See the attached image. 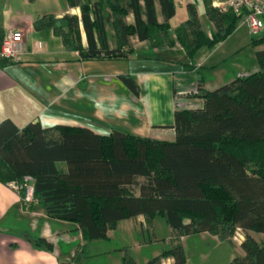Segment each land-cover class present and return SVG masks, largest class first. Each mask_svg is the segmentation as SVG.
Wrapping results in <instances>:
<instances>
[{"label": "trees", "instance_id": "trees-1", "mask_svg": "<svg viewBox=\"0 0 264 264\" xmlns=\"http://www.w3.org/2000/svg\"><path fill=\"white\" fill-rule=\"evenodd\" d=\"M156 1L67 0L71 8L80 9V16L43 15L34 27L52 29L81 59L126 58L134 50V36L160 49L180 44L194 58L200 49L214 48L230 37L242 18L232 10L221 12L214 0H204L215 27L209 36L196 4L189 3L188 17L175 28L174 38L170 20L176 14L175 0H158L162 22ZM5 34L0 28V43ZM255 56V72L212 91L200 83L198 96L204 105L175 112L173 141L120 129L102 135L81 126L45 127L40 121L20 128L5 119L0 122V181L22 183L31 177L48 215L77 223L86 241L107 239L121 220L145 215L152 223L162 215L178 236L207 232L224 241L241 228L246 232L243 254L229 264H264V242L250 233H264V49ZM119 78L139 95L131 75ZM29 240L38 248L54 249L44 238ZM120 250L127 254L125 264H138L129 246ZM85 256L83 248L74 261L60 264H74ZM164 258H173L172 264L187 261L177 244L145 264H162Z\"/></svg>", "mask_w": 264, "mask_h": 264}, {"label": "crops", "instance_id": "crops-1", "mask_svg": "<svg viewBox=\"0 0 264 264\" xmlns=\"http://www.w3.org/2000/svg\"><path fill=\"white\" fill-rule=\"evenodd\" d=\"M27 4L28 0H0V28L5 33L10 29L24 33V60L0 62V122L11 119L20 128L40 121L45 127L81 126L102 135L120 129L138 137L173 141L175 112L204 105V99L198 96L200 83L202 88L212 91L259 69L256 59L253 68L234 61L242 53L240 50L224 54L229 37L214 48L200 49L194 58L180 44L160 49L134 36V50L126 58L81 59L79 52L65 48L52 29H43L62 41L58 55L54 56L40 39L29 44L28 33L43 15H26L22 9ZM68 8L66 13L70 14L79 9L69 5ZM156 9L162 22L158 0ZM211 24V30L206 32L209 36L215 29ZM81 30L86 46L83 26ZM261 49L264 47L257 50ZM123 74L134 78L140 91L138 96L120 80ZM145 219V215H139L136 222L144 226ZM34 237L51 242L53 251L34 246L29 240ZM92 241L84 239L77 223L50 217L39 203L26 205L15 182L0 181V264H60L74 261L83 248L87 256L74 264H84ZM173 261L169 258L168 264Z\"/></svg>", "mask_w": 264, "mask_h": 264}, {"label": "rangeland", "instance_id": "rangeland-1", "mask_svg": "<svg viewBox=\"0 0 264 264\" xmlns=\"http://www.w3.org/2000/svg\"><path fill=\"white\" fill-rule=\"evenodd\" d=\"M189 1L196 3L202 27L206 32H209L212 24L206 14L203 0H175L176 14L171 19L172 31L187 17ZM68 10L67 0H28V4L22 9V12L26 15L30 13L44 15L47 12L58 16ZM73 13L80 15V10L76 9ZM128 21L132 22L133 17L129 16ZM109 30L112 33L110 27ZM263 37L264 27L260 31L252 32L245 19L241 18L235 32L224 44V54L227 52L231 54L232 50H240L242 53L230 60L239 61L240 64L253 68V61L256 59L255 51L264 47ZM28 39L30 45L33 41L42 40L54 56L58 55L60 46H62L61 39L53 36L50 30L37 31L31 27ZM111 41L114 44L112 36ZM110 231L109 239L92 241L89 257L84 264H125L124 257L127 254L125 250H120L125 246L130 247V254L138 264H145L151 258L161 255L165 250L177 244H181L184 248L187 257L186 264H229L235 256L243 254L241 244L246 236V232L240 230H236L231 238L224 241H221L218 235L207 232L178 236L162 215H157L152 223H149L146 218L144 226L136 222V218L121 220ZM250 233L259 242H264V233L257 231ZM116 248L117 251H115ZM106 250L109 251L105 253ZM110 250L112 251L110 252ZM168 259L164 258L162 264H168Z\"/></svg>", "mask_w": 264, "mask_h": 264}, {"label": "built area", "instance_id": "built-area-1", "mask_svg": "<svg viewBox=\"0 0 264 264\" xmlns=\"http://www.w3.org/2000/svg\"><path fill=\"white\" fill-rule=\"evenodd\" d=\"M213 5L221 12L232 10L242 15L252 32L260 31L264 27V0H215ZM23 54V31L20 29L8 30L0 43V62L2 60L13 63L22 62ZM16 186L20 191H23L22 200L26 205L38 203L31 177H25L23 182L16 183Z\"/></svg>", "mask_w": 264, "mask_h": 264}]
</instances>
